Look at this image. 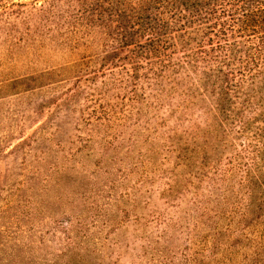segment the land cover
<instances>
[{
	"label": "trees",
	"instance_id": "trees-1",
	"mask_svg": "<svg viewBox=\"0 0 264 264\" xmlns=\"http://www.w3.org/2000/svg\"><path fill=\"white\" fill-rule=\"evenodd\" d=\"M15 1L0 0L8 16L48 17V29H71L66 41L101 43L102 77L129 90L96 121L112 134L95 166L139 175L142 150L162 153L174 173L209 184L188 215L208 230L205 264H264V0Z\"/></svg>",
	"mask_w": 264,
	"mask_h": 264
},
{
	"label": "rangeland",
	"instance_id": "rangeland-1",
	"mask_svg": "<svg viewBox=\"0 0 264 264\" xmlns=\"http://www.w3.org/2000/svg\"><path fill=\"white\" fill-rule=\"evenodd\" d=\"M8 13L0 6V264H205L208 230L197 233L188 215L208 182L147 149L139 175L95 166L112 134L96 121L129 96L96 66L101 43L73 46L71 29H48L50 18Z\"/></svg>",
	"mask_w": 264,
	"mask_h": 264
}]
</instances>
